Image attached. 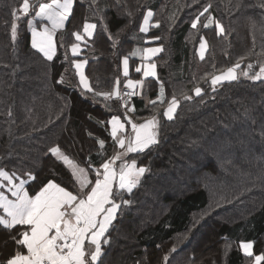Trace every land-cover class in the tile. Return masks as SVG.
<instances>
[{
	"label": "trees",
	"instance_id": "1",
	"mask_svg": "<svg viewBox=\"0 0 264 264\" xmlns=\"http://www.w3.org/2000/svg\"><path fill=\"white\" fill-rule=\"evenodd\" d=\"M21 2L0 0V167L9 172L15 169L21 178L32 170L37 179L26 186L30 194L48 180L75 193L70 170L48 153L50 147L58 146L86 168L89 159L98 168L118 151L107 121L116 115L128 131L126 110L115 98L106 109L102 98L97 101L90 93L83 96L71 60H88L84 71L95 90L111 91L119 80L122 92L128 79L143 76L135 71L141 59L130 54L150 9L151 22L159 21L160 27H149L143 35L161 37L154 43L164 50L153 61L165 88V102L157 100V80L146 78L144 87L138 89L141 94L131 97L129 104L134 109L130 112L133 122L158 115L159 143L127 157L148 171L132 194L125 193L132 203L114 221L102 260L104 264H165L167 254L168 264H253L256 255L264 254V140L259 135L264 127V81L239 77L217 86L215 92L210 82L211 75L234 66L240 57H245L240 68L251 63L256 70L263 61L264 55H258L264 52V9L259 0H200L199 4L121 0L119 6L116 0H97L100 13L89 7L91 0H74L65 30L57 33L53 61L31 48L27 21L34 17L35 8L17 21V40H11V12ZM238 2L243 6L237 8ZM30 3L38 8L37 0ZM207 3L225 27L223 36L216 35L214 25L191 29V19ZM100 15L117 38V46L113 48L98 26L87 46L81 42L80 56L72 57V33L82 30L86 19L99 25ZM200 36L208 45L203 60L198 54ZM124 57L129 58L128 77L123 75ZM62 73L65 82L60 85L56 81ZM195 86L204 90L203 102L195 97ZM173 94L178 98L189 94L194 99H181L173 119L168 120L163 110ZM153 100L155 107L149 103ZM101 139L104 149L98 143ZM99 152L103 155L98 156ZM90 178L94 181V172ZM19 230L18 226L9 233L0 228V264L14 254L16 245L10 237ZM242 242L253 244L252 257L244 254ZM173 246L175 252H171Z\"/></svg>",
	"mask_w": 264,
	"mask_h": 264
},
{
	"label": "snow or ice",
	"instance_id": "2",
	"mask_svg": "<svg viewBox=\"0 0 264 264\" xmlns=\"http://www.w3.org/2000/svg\"><path fill=\"white\" fill-rule=\"evenodd\" d=\"M120 2L121 0H116V5L119 6ZM192 3L199 4L200 0H192ZM37 4L38 8L36 4L30 3V0H22L18 8L12 10L11 40L13 43L17 40V21L22 17H27L35 8L34 17L27 21V28L31 34V48L46 61H53L57 54L55 37L58 32L65 30L66 22L73 14L74 0H50V2L37 0ZM188 6L190 7V5ZM242 6V2H238L236 5L237 8ZM89 7H96L97 13L103 11L98 7L97 0H91ZM259 7L264 9V0H259ZM211 8V3L203 5L202 10L191 19V29L199 30V27L209 29L214 25L216 35L223 36L226 32L225 27L211 14ZM126 14L131 16L132 12L127 11ZM153 15L151 10L145 13L139 28L141 33H147L149 27H160L159 21L150 24ZM170 19L174 20L175 16ZM249 20L255 27V21L251 18ZM44 21L47 23L45 24ZM98 26L104 33H107L113 48L117 46V38L109 31L105 17L100 15L99 25L86 19L82 30L72 33L75 40L70 45L72 57L80 56L81 42L87 46L88 40H91L96 34ZM160 39V36L151 37L145 43H154ZM199 40L198 54L203 60L208 45L204 36H200ZM60 46H64L62 41ZM163 50L161 45L136 49L131 53L133 56L139 55L143 62L135 69L137 73L142 72L143 76L139 80L128 79L124 87L131 91L123 94L118 86H114L111 91L95 90L84 71L88 60L86 58L72 59L71 66L75 69V75L78 77L77 87L85 97L90 93L97 101L102 98L106 109L109 108V102L115 98L123 102L126 112H131L134 109L127 108V100L124 97L140 95L141 93L137 89L144 87L146 78H153L159 83L157 100L163 104L165 88L163 83L159 82L157 65L152 59ZM258 55H264V52ZM244 59L245 57H240L237 63L227 68L226 71L219 75H211L210 82L213 92L217 90V86L224 82L237 81L241 75L254 82L264 81V64H261L259 71L254 74H251L253 69L251 63L245 70L237 72ZM68 60L69 57L66 54L65 61ZM122 64L123 75L128 77L129 58L124 57ZM64 82L62 73L56 83L63 85ZM117 85H119V80H117ZM193 91L195 97L201 98V102H203L204 90L202 87L195 86ZM181 99L192 101L194 97L183 94L178 98L173 94L172 98L167 101V107L163 110L165 118L173 119ZM149 103L155 107L157 101L153 100ZM10 115L11 112H9ZM247 118L255 123L254 118L250 116ZM107 123L111 125L110 136L120 150L110 158L103 160L98 168L92 166L91 159L87 161V168L80 166L65 155L58 146L48 149V153L70 170L76 188L75 193L61 186L60 183L48 180L47 183L39 187L35 194H30L26 186L37 179L32 170L25 171V178H21L15 169L9 172L4 167H0V210H2L0 228L9 233L17 229L18 226L20 229L16 235L10 237L15 242L16 250L3 264H104L102 260V256L105 254L103 246L111 243L110 229L114 227V221L123 209L132 203L129 199H125V193L132 194L140 184L145 172L148 171L147 168L138 166L135 159L125 158L130 153H144L157 145L160 126L158 115H152L143 123H135L131 119H127V123L131 125V132L127 131L125 124L116 115H113ZM259 135L264 140V127L261 128ZM98 143L100 148L104 149L105 142L101 139L98 140ZM102 155L103 152L98 153V156ZM117 162H119L118 166ZM93 172L95 173L94 181L90 178V174ZM6 192L10 194L11 198ZM240 247L246 256H253L251 242H242ZM175 251L176 248L173 246L171 252ZM163 260L165 264H168L169 256L166 254ZM254 261L255 264H262L264 254L256 255Z\"/></svg>",
	"mask_w": 264,
	"mask_h": 264
},
{
	"label": "rangeland",
	"instance_id": "3",
	"mask_svg": "<svg viewBox=\"0 0 264 264\" xmlns=\"http://www.w3.org/2000/svg\"><path fill=\"white\" fill-rule=\"evenodd\" d=\"M150 10V9H149ZM149 10H147V11H149ZM146 11V12H147ZM142 22H143V20H142ZM150 24H153L151 21H150ZM143 34H145V33H142V35H136V36H134V40L136 41V45H135V47H134V50H136V49H143L144 47L143 46H141L140 45V43L139 42H141L142 40L145 42V41H147V40H150L149 38H146ZM144 36V37H143ZM133 50V51H134ZM130 56H132V57H136V58H140L139 57V55H137V56H133V55H131L130 54ZM141 63V62H140ZM140 63H139V65H140ZM261 64H264V59H263V61L261 62ZM260 64V65H261ZM138 65V66H139ZM260 67V66H259ZM259 67L256 69V70H252L251 71V74H254L255 72H257V71H259ZM246 68H240V69H237V72L239 73V72H241V71H243V70H245ZM227 70V69H226ZM226 70H224V71H226ZM224 71H222V72H224ZM222 72H220V73H217V74H215V75H219V74H221ZM239 77H244V76H239ZM131 98V97H130ZM129 97H124V99L125 100H127V108H129V99H130ZM121 104H122V107L125 109V106L123 105V102L121 101ZM167 107V106H166ZM165 107V108H166ZM125 116H126V119H131L132 120V118H131V113L130 112H125ZM133 121V120H132ZM142 122V121H141ZM136 123H140V121H137ZM129 128H131V127H129ZM110 130H111V128H110ZM129 131V130H128ZM120 149H118V151H119ZM125 159H127V157L125 158ZM119 165V162H117V166ZM18 182V181H17ZM6 194L7 195H9V198H11V196H10V194L9 193H7L6 192ZM253 264H255V263H253Z\"/></svg>",
	"mask_w": 264,
	"mask_h": 264
},
{
	"label": "crops",
	"instance_id": "4",
	"mask_svg": "<svg viewBox=\"0 0 264 264\" xmlns=\"http://www.w3.org/2000/svg\"><path fill=\"white\" fill-rule=\"evenodd\" d=\"M44 23L46 24L47 22L46 21H44ZM66 24H67V22H66ZM39 27V26H38ZM30 36H31V34H30ZM55 39H56V37H55ZM157 46H159V45H157L156 43H151V44H148V45H146V46H144V47H157ZM81 49H82V45H81ZM154 58V57H153ZM152 58V59H153ZM141 63H140V65L139 66H141L142 65V61H140ZM143 75V74H142ZM139 89V88H138ZM138 89H137V91H138ZM129 108H132V105L131 104H129ZM133 109V108H132ZM148 119V118H147ZM146 120V119H145ZM145 120H143L142 122H140V123H143ZM122 122V121H121ZM123 123V122H122ZM136 123V122H135ZM130 127H131V125H130ZM110 128H111V125H110ZM128 132H131V128H129V131ZM254 263H255V261H254Z\"/></svg>",
	"mask_w": 264,
	"mask_h": 264
},
{
	"label": "built area",
	"instance_id": "5",
	"mask_svg": "<svg viewBox=\"0 0 264 264\" xmlns=\"http://www.w3.org/2000/svg\"><path fill=\"white\" fill-rule=\"evenodd\" d=\"M129 91H131V89L124 88V89L122 90L121 93L123 94V93H125V92H129ZM135 96H136V95H135ZM126 97H127V96H126ZM131 97H134V96H131ZM1 264H3V263H1Z\"/></svg>",
	"mask_w": 264,
	"mask_h": 264
},
{
	"label": "water",
	"instance_id": "6",
	"mask_svg": "<svg viewBox=\"0 0 264 264\" xmlns=\"http://www.w3.org/2000/svg\"><path fill=\"white\" fill-rule=\"evenodd\" d=\"M116 86H118V85H116Z\"/></svg>",
	"mask_w": 264,
	"mask_h": 264
}]
</instances>
